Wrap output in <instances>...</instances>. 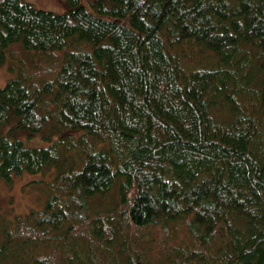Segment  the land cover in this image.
Here are the masks:
<instances>
[{
	"label": "trees",
	"instance_id": "obj_1",
	"mask_svg": "<svg viewBox=\"0 0 264 264\" xmlns=\"http://www.w3.org/2000/svg\"><path fill=\"white\" fill-rule=\"evenodd\" d=\"M66 5L0 0V179L53 174L0 264H264V0Z\"/></svg>",
	"mask_w": 264,
	"mask_h": 264
},
{
	"label": "rangeland",
	"instance_id": "obj_2",
	"mask_svg": "<svg viewBox=\"0 0 264 264\" xmlns=\"http://www.w3.org/2000/svg\"><path fill=\"white\" fill-rule=\"evenodd\" d=\"M26 1L32 3L36 8L49 10L54 13H63L68 9L66 0H61L58 3L55 0ZM82 1L84 4H88L90 0ZM15 46L20 45L15 44ZM16 65H18V62L10 57H7L5 63L0 65V87L5 86L16 75ZM15 136L22 140L27 147H47L50 144L40 134L30 136L26 132H18ZM52 179V173H24L22 175H13L10 181L0 179V219L14 221L17 216L24 217L31 211L43 210L50 194L47 183ZM116 196L115 191H113L107 196L98 198L94 201V207L104 209L115 201Z\"/></svg>",
	"mask_w": 264,
	"mask_h": 264
}]
</instances>
